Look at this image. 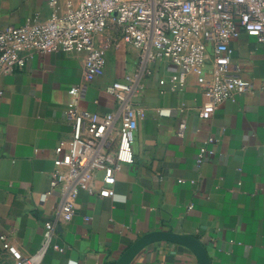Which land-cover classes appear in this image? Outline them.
<instances>
[{
    "label": "crops",
    "instance_id": "crops-1",
    "mask_svg": "<svg viewBox=\"0 0 264 264\" xmlns=\"http://www.w3.org/2000/svg\"><path fill=\"white\" fill-rule=\"evenodd\" d=\"M57 1L61 14L66 0ZM50 11L48 0H0V28ZM229 45L231 68L252 83L251 91L222 101L203 119L211 50L201 74L188 73L180 90L169 89L175 68L154 63L138 97L147 113L125 140L114 194L80 190L72 219L56 226L53 242L63 250L49 249L42 264H204V258L207 264H264V42L241 31ZM84 56L33 53L22 70L1 77L0 233L24 253L38 248L44 221L56 217L57 193L43 194L55 168L54 149L71 136L65 108L115 109L108 88L135 69L137 50L110 49L103 73L70 93L83 78ZM180 119L184 137L176 134ZM210 135L219 140L205 144L206 158L197 166L199 146ZM101 185L99 175L96 189ZM151 232L188 240L153 238L121 263ZM10 262L8 254L0 255V264Z\"/></svg>",
    "mask_w": 264,
    "mask_h": 264
},
{
    "label": "built area",
    "instance_id": "built-area-1",
    "mask_svg": "<svg viewBox=\"0 0 264 264\" xmlns=\"http://www.w3.org/2000/svg\"><path fill=\"white\" fill-rule=\"evenodd\" d=\"M48 4L46 18L34 14L21 25L0 28V95L2 75L22 70L33 53L85 52L83 78L70 93L103 73L110 49L131 45L137 61L131 73L108 88L115 109L98 114L76 105L65 108L71 136L54 149L55 168L43 194L57 193L56 217L44 221L41 243L31 253L22 252L0 233V255L8 254L10 264H42L49 249L63 250L53 242L56 226L72 219L80 190L102 197L114 194L125 140L147 113L138 97L144 89L142 79L152 73L154 63L166 61L175 68L169 89L180 90L188 73L201 74L211 50L213 78L202 84L205 101L199 110V116L208 120L222 101L252 89V83L231 68L230 40L244 31L264 42V0H66L61 14L57 0ZM184 110L180 107L178 112ZM185 129L186 122L180 119L176 134L184 137ZM218 140L210 135L199 146L197 166L206 158L205 144ZM99 175L102 185L96 189Z\"/></svg>",
    "mask_w": 264,
    "mask_h": 264
},
{
    "label": "water",
    "instance_id": "water-1",
    "mask_svg": "<svg viewBox=\"0 0 264 264\" xmlns=\"http://www.w3.org/2000/svg\"><path fill=\"white\" fill-rule=\"evenodd\" d=\"M156 237H164L165 239H170L174 241H187L188 239L186 237L176 235L170 232H151L143 237H141L136 243L133 244V246L123 255L121 263L125 262V260L136 250L143 247L145 244H147L151 239ZM197 245V243H195ZM204 264H207L206 259L204 258Z\"/></svg>",
    "mask_w": 264,
    "mask_h": 264
}]
</instances>
